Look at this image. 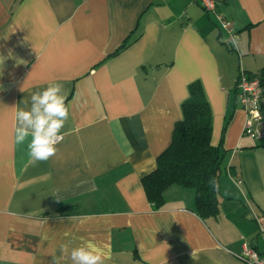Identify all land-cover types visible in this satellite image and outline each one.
I'll return each mask as SVG.
<instances>
[{
	"label": "crops",
	"instance_id": "crops-1",
	"mask_svg": "<svg viewBox=\"0 0 264 264\" xmlns=\"http://www.w3.org/2000/svg\"><path fill=\"white\" fill-rule=\"evenodd\" d=\"M216 4L235 45L196 0H0V264H52L81 240L109 248V264H245L244 243L264 253V138L243 135L235 86L240 69L264 81V0ZM192 82L225 151L219 213L205 220L192 188L169 186L154 208L141 184ZM51 83L70 115L56 155L33 162L15 112Z\"/></svg>",
	"mask_w": 264,
	"mask_h": 264
},
{
	"label": "trees",
	"instance_id": "trees-1",
	"mask_svg": "<svg viewBox=\"0 0 264 264\" xmlns=\"http://www.w3.org/2000/svg\"><path fill=\"white\" fill-rule=\"evenodd\" d=\"M189 97L181 102L182 117L174 124L169 145L157 156L156 167L141 178L147 200L162 206L163 192L171 185L194 190L195 210L205 220L219 213V176L225 154L210 144L211 111L200 85L188 86ZM215 180L216 187L210 184Z\"/></svg>",
	"mask_w": 264,
	"mask_h": 264
},
{
	"label": "clouds",
	"instance_id": "clouds-1",
	"mask_svg": "<svg viewBox=\"0 0 264 264\" xmlns=\"http://www.w3.org/2000/svg\"><path fill=\"white\" fill-rule=\"evenodd\" d=\"M235 45L237 37L232 36ZM4 58L0 56V65ZM23 63V61H18ZM66 93L62 83H51L45 89L31 94L30 107L28 101H22L24 108L15 112L16 126L14 142L26 146L28 155L33 162H44L54 157L58 151L57 144L63 139L61 130L69 119L70 105L66 103ZM210 184L216 187L215 180ZM60 257H53L52 264H61L63 254L70 255L73 264H109L111 250L97 244L81 240L69 249L68 245H61Z\"/></svg>",
	"mask_w": 264,
	"mask_h": 264
},
{
	"label": "built area",
	"instance_id": "built-area-1",
	"mask_svg": "<svg viewBox=\"0 0 264 264\" xmlns=\"http://www.w3.org/2000/svg\"><path fill=\"white\" fill-rule=\"evenodd\" d=\"M202 9L212 14L216 23L225 30L228 43L233 45L231 37L235 36L230 23L217 10L216 0H196ZM236 89L241 108L245 113L243 135L253 139L264 138V108L261 99L264 97V81L259 75H248L243 69L239 70L236 79ZM241 184V180H236ZM258 234L264 238V214L255 217ZM236 257L245 264H264V253H259L250 244L244 243Z\"/></svg>",
	"mask_w": 264,
	"mask_h": 264
}]
</instances>
